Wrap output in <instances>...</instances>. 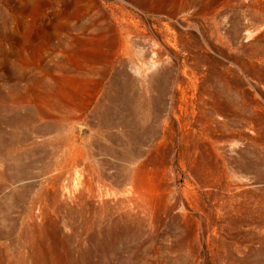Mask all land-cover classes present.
Segmentation results:
<instances>
[{
  "label": "rangeland",
  "instance_id": "rangeland-1",
  "mask_svg": "<svg viewBox=\"0 0 264 264\" xmlns=\"http://www.w3.org/2000/svg\"><path fill=\"white\" fill-rule=\"evenodd\" d=\"M0 264H264V0H0Z\"/></svg>",
  "mask_w": 264,
  "mask_h": 264
}]
</instances>
